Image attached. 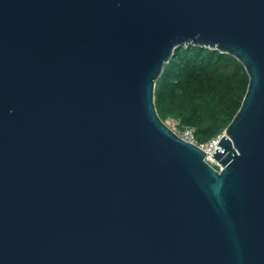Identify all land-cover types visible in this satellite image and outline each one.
I'll list each match as a JSON object with an SVG mask.
<instances>
[{"label": "water", "instance_id": "95a60500", "mask_svg": "<svg viewBox=\"0 0 264 264\" xmlns=\"http://www.w3.org/2000/svg\"><path fill=\"white\" fill-rule=\"evenodd\" d=\"M184 45L249 75L220 169L157 112ZM0 264H264V0H0Z\"/></svg>", "mask_w": 264, "mask_h": 264}, {"label": "trees", "instance_id": "16d2710c", "mask_svg": "<svg viewBox=\"0 0 264 264\" xmlns=\"http://www.w3.org/2000/svg\"><path fill=\"white\" fill-rule=\"evenodd\" d=\"M249 75L235 56L200 45L178 48L155 85L159 116L192 126L199 142L222 134L239 110Z\"/></svg>", "mask_w": 264, "mask_h": 264}, {"label": "built area", "instance_id": "2783aa9c", "mask_svg": "<svg viewBox=\"0 0 264 264\" xmlns=\"http://www.w3.org/2000/svg\"><path fill=\"white\" fill-rule=\"evenodd\" d=\"M166 124L181 138L184 140L193 143L197 146H199L202 150L206 153V160L208 162H215L216 168L220 169L221 166L213 159L212 154L215 152V150L218 147V143L220 141V138L222 134L212 138L208 142H199L195 135V128L192 126H181L180 121L174 117H169L166 120Z\"/></svg>", "mask_w": 264, "mask_h": 264}, {"label": "rangeland", "instance_id": "374dc122", "mask_svg": "<svg viewBox=\"0 0 264 264\" xmlns=\"http://www.w3.org/2000/svg\"><path fill=\"white\" fill-rule=\"evenodd\" d=\"M167 120V119H166ZM166 120H164L166 122ZM213 166H216L215 162H210Z\"/></svg>", "mask_w": 264, "mask_h": 264}, {"label": "bare ground", "instance_id": "6f19581e", "mask_svg": "<svg viewBox=\"0 0 264 264\" xmlns=\"http://www.w3.org/2000/svg\"><path fill=\"white\" fill-rule=\"evenodd\" d=\"M217 148H219V145H218V147Z\"/></svg>", "mask_w": 264, "mask_h": 264}]
</instances>
